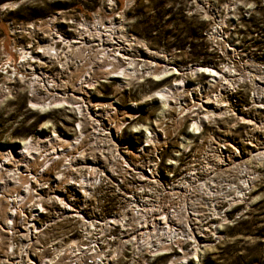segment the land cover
Returning <instances> with one entry per match:
<instances>
[{
    "label": "rangeland",
    "instance_id": "rangeland-1",
    "mask_svg": "<svg viewBox=\"0 0 264 264\" xmlns=\"http://www.w3.org/2000/svg\"><path fill=\"white\" fill-rule=\"evenodd\" d=\"M215 14H217V18L221 19L229 46L230 44L234 47L236 45L238 50L250 58L253 57L258 62L257 64L264 66V0H0V153L15 152L20 143L28 141L31 137L36 143L42 144L45 140L40 139L39 133H43L44 138L53 132L61 134L63 131H71L72 133V128L76 123L73 117L74 110L66 107L63 103L61 108L47 109L34 107L30 103L28 83L21 78V75L27 78L28 74L24 73L18 64L20 54L17 47L19 43L27 44L34 40L36 48L38 42H46L50 36H53L56 24L67 33L66 28H76V23L72 24V21L79 22L84 18L94 22L98 19L104 24L112 18L121 23L125 32L136 41H143L142 47L136 41L133 43L134 48L129 52L132 57L139 56L142 49L148 48L154 52L160 51L165 54L169 59L167 62L170 66L218 64L225 59V55L219 57L215 47L217 43L213 41L212 36L207 39L205 35L206 30L215 27L213 19ZM28 23L42 25L41 28L45 30L41 29L40 32L45 36L39 37L33 32L28 33L25 29V25ZM19 26L22 29L18 28ZM69 34L72 35V32ZM170 79L161 82L148 79L145 82H140L137 78L132 81L131 86L127 85L128 87L123 86L118 79H114L108 83L98 84L94 91L100 96V100L107 101L111 97L126 107L128 104L146 102L147 97L156 88L169 82ZM159 108L160 105L157 103H150L146 105V108H142L139 116L133 117L125 114L122 109L121 116H118L117 120L125 124V128L119 137V146L120 149L127 151V157L130 160L138 164L142 162L155 163V152L156 150L160 151V175L167 186H172V183L177 184V180H181L183 175H188L186 167L191 162H194L192 164L197 168L206 165L212 166V163H206L208 162L206 158L204 160L201 158L202 161H198L196 155L206 149L205 152H209L210 162H213L216 160L214 148L224 142L228 144L229 149L233 148L234 143L240 142L241 149L245 154L242 156V161H246L248 168L254 171L252 184L250 182L249 186H245V195L240 197L237 193L239 189L234 191L231 188L242 181L244 172L240 175L235 171L236 178L227 177L231 182L234 180L236 182V185L228 187L222 178L215 174H209V176L202 174L197 180L195 178L188 179L199 195L193 192L186 197L187 200L192 203L194 200L202 201L207 214L203 215L204 217L200 221H196L197 215L188 217L190 225L193 218L195 224L197 222L195 228L198 229L195 230H197L196 234L199 236L203 250L200 251L197 258L191 255L187 264H264V156L261 158L251 157L256 153L257 148L247 143L249 140L246 139L245 134L246 131L249 133V125L247 123L234 124L233 118L228 119L222 122L223 128L219 132L220 135H215L216 139L206 136L209 130L207 128L206 133L201 135L205 136L203 139L198 136L191 140L186 139V133H183L182 130L177 132L172 131L171 128V136L166 141L163 140L157 149L155 143H150L145 147L149 138H146L144 134V123L147 121L152 125V119L154 116L157 117ZM142 127L143 129L140 130ZM144 147L146 153L141 158L140 153ZM15 160L17 161V158ZM23 163L24 161L21 164ZM15 164V162L7 164V168H11L10 173H12H5L3 180H0L1 186H6L4 184L9 181L13 182V178L16 176L15 172L18 170ZM57 170L55 165L51 174ZM10 177H12V181ZM50 178L51 176L47 174L38 183H42L43 186L50 183L52 186ZM144 184H148V182ZM209 186L213 190L220 188L218 190L221 193L219 194L220 200L213 196L209 197L203 192ZM65 187L64 185L59 186L55 193H60L63 189L67 193L70 188L69 186ZM230 189L233 193L230 198H227L226 193H230ZM42 191L48 192V188H42ZM185 193L187 192L181 191V195ZM11 194L14 195V192ZM177 195H172L171 192L167 197L174 199L178 198ZM116 199L113 198L112 202L114 203ZM33 200L27 205L33 207L30 205ZM171 201L173 206L177 205L175 200ZM207 201L213 204V209H211V205H206ZM178 202L182 203V201ZM163 205L166 212L168 210L175 212V207H171V204L164 201ZM27 208H25V213ZM112 209L113 207H109L108 211H112ZM54 221L56 222L57 218ZM241 221L243 223L238 225ZM47 222L53 223L52 216L50 217L49 214L40 216V225ZM189 223L181 225L187 230L186 234L188 235ZM0 226L3 227L2 224ZM70 227L71 224L66 226L57 224L48 227L37 245L50 247L54 243L57 247L63 246L67 242L62 244V238ZM116 231L114 230V232ZM9 235L12 234L9 233ZM12 237L17 246L23 243V239H21L23 236L17 230ZM11 238L8 240L10 243ZM75 238H80V234H76ZM193 241L188 239L179 245L174 243L173 247L169 248L170 252L166 254L157 252L150 255L143 252L140 264H169L170 260L182 256L181 248L195 250ZM7 244H0V264L14 263V260L12 261L5 253ZM134 252V249L130 248L125 257L121 258L117 264H137V260H134L133 257ZM48 254L50 253L48 252ZM6 255L8 256L6 257ZM86 264L88 263L86 262Z\"/></svg>",
    "mask_w": 264,
    "mask_h": 264
},
{
    "label": "built area",
    "instance_id": "built-area-1",
    "mask_svg": "<svg viewBox=\"0 0 264 264\" xmlns=\"http://www.w3.org/2000/svg\"><path fill=\"white\" fill-rule=\"evenodd\" d=\"M94 22L87 21L84 18L80 19L79 22L72 21V24L76 23V28H66L67 33L56 24L53 36H50L46 42H38L36 48L34 47V40L27 44H18L17 51L20 54L19 68L28 74L27 78H24L23 75H21V78L28 83L31 101L46 98L49 90L54 89L59 91L58 95L60 97L69 93L68 96H71V92L74 91H66V88L72 87L71 75L80 59L75 55L74 46L70 48L66 45V40L78 39L80 35L86 34L83 32L84 30L92 31L89 26L93 25L92 23ZM41 27L42 25L34 23L25 25L28 33L33 32L37 36L43 37L45 34L40 32ZM18 28L22 29L21 26ZM214 28L206 30L205 35L207 39L212 36L213 41L218 44L215 47L219 57L225 55V59L218 64L214 63L211 65L190 64L186 67L169 65V68H167L168 73L166 75L160 74L158 79L148 75L151 71L150 68L155 66L156 62H162L161 60L153 59L151 66L143 65L141 67L139 75H144V77L139 78L140 82H145L148 79L155 82L171 79L156 88L147 97L146 102L128 104L125 107V105H121L118 100L111 97L107 101L100 100V96L94 90L100 83H108L110 80L119 79L114 75L106 77L98 75L91 78L88 72H85L87 74L85 78L87 84H85L84 89L77 90L74 86L72 87L77 91V99L75 100H81L80 95H84L85 98V102L79 101L74 106L68 102H63V105L74 110L73 117L76 123L72 128V133L71 131H63L61 134L53 132L46 137L44 142L46 144L42 150L40 149L43 157L53 155L54 161L48 162L43 167L39 166L35 172L28 170L26 167L27 160L22 165H19L21 170H25L23 172L27 174L30 184L33 185L34 193L36 194L33 198H36L30 204L33 207L27 205L33 198L30 201H22L25 205L22 206V212L17 219L13 234L16 230L20 232L23 236L21 238L23 243L17 246L16 242L13 241L14 238L10 237L11 244L16 249L13 253L14 256L8 254L10 259L14 260L13 264H28L30 261L33 263L38 262V256L33 252V249L39 253L44 248L49 249L51 257H56L58 254L65 252L69 255L67 263L70 264H86V262L88 264L99 262L108 264L109 257L111 258V264H117L121 258L125 257L126 252H129L130 248L136 251L135 238L137 236L141 237L144 232H148L146 227L141 230L138 217L133 215H136V199L147 201V209L152 213L154 212L155 218H165V215L170 213L165 211V206L163 205L164 201L170 204L169 202L173 197H167L171 193L170 187L164 183L160 175V151L156 150L155 152V163L147 164L142 162L138 164L127 157L125 149H120L119 137L124 131L125 124L117 119L118 116H121L120 112L122 109L125 112V109L129 106L134 108L137 112H132V114L125 113L133 117L135 115L139 116L142 108H146V105L150 103L155 102L160 105L156 114L157 117L154 116L152 119V125L147 121L144 123V134L146 138H149V141H146L147 143L144 145L145 147L150 143H155L157 149L163 140L166 141L171 136V128L172 131L175 130L177 132L182 130L183 133H186V139L190 140L193 137L196 138L203 135L204 132L206 133V129L209 128L206 136L216 139L215 135H220L219 132L223 128L222 122L233 118L234 124L247 123L249 125V133L246 131L245 134L246 139L249 140L247 143L257 148L255 155L251 157L254 158L260 152L264 154V66L257 64L258 62L253 57L251 59L244 52L238 50L236 45L234 47V45L230 44L233 47L231 48L222 26L219 28L220 31L217 35L214 33ZM69 32H72V35ZM63 38L66 40L63 41ZM101 59L102 55L98 54V57H95L92 63H102ZM83 60L84 57L82 58ZM202 66L219 69L221 75L216 77L209 75L206 71L201 70L200 67ZM161 72L162 70L159 71V73ZM88 81L91 84H88ZM77 83L76 86L80 85V82ZM158 91L168 94L169 107H162L165 98L161 97ZM53 97L54 95H51V98L47 99L46 103L49 104ZM79 107L82 108L79 109ZM211 109H215V114L211 113ZM123 112L122 114H124ZM85 118L90 120L88 121L89 123L93 122L88 127L85 126L83 120ZM128 118L130 119V117ZM83 127L90 131L89 138H92L94 151H84L85 148H78L76 152L70 153L74 151L73 147L66 146L64 148V146L55 143L56 137L69 135L71 137L74 136L71 140L76 145V139L81 141L86 133L82 132ZM142 129L143 127L140 130ZM97 136H99L98 142L93 139L97 138ZM201 137L203 139L205 136ZM48 138L50 139L47 140ZM50 141L53 142V145L50 144ZM145 147L140 153L141 158L146 153ZM203 150L196 155L198 161L206 158V161H208L206 163H212V166L206 165L197 168L193 165L194 162H191L186 167L188 175H183L181 180H177V183L183 181L192 183L188 179L195 178L197 180L202 174L208 175L210 169L218 167L219 164L226 165L230 162V168L234 167L238 173H240L241 168L248 166L246 161H242V156L245 154L241 149L240 142L234 143L232 149H229L228 144L225 142L214 148L216 154L213 156L216 160L213 162H210L209 152H205L207 151L206 149ZM113 151L115 152L114 154ZM40 161L43 162L42 157ZM55 165L58 170L51 174V170ZM94 165L100 166L99 171L93 169ZM149 168L154 170V177L148 174V172L150 173ZM143 171H147V173L142 175ZM47 174L51 176L49 181H51L52 186H50V183L46 186H43L40 182L38 183ZM147 174L151 175L154 180L148 178ZM90 178H92L93 184L95 183L93 186L95 191L86 192L79 188L81 181ZM146 182L148 184H144ZM61 185H64V187L69 186V191L65 193L63 189L60 193H55ZM46 187L48 192L42 191V188ZM50 194L52 195L50 196ZM158 194H161V197H158ZM11 196L15 198L16 194L14 193ZM238 196L240 197V194ZM113 198H117L114 203L112 202ZM47 200L48 202H46ZM36 202L37 204H35ZM109 207H113L112 211H108ZM25 208H27L26 213ZM126 211H129L130 214L125 217ZM46 214H49L50 217L52 216L53 223L47 222L40 225V216ZM123 216L124 218L122 219ZM55 218H57V223L54 221ZM125 218L128 220H125ZM30 223H34V228L39 230L33 237H31L27 229ZM67 223L71 224V227L62 238V244L67 242L66 244L57 247L54 243H51V248L41 244L37 245L40 237L46 233L48 227L57 224L66 226L68 225ZM132 224L138 225L137 228H133ZM162 227L168 228L166 224L162 225ZM150 228L155 230L158 225L155 227V222H152ZM160 229L157 230L159 231ZM114 230L117 231L114 232ZM76 234H80V238H75ZM36 239L39 240L37 241ZM155 239H160V242L157 241L159 243L156 246L157 248L162 247L161 242L170 243L171 246L174 244L173 240L167 242L166 240L169 241V239L164 234L156 236ZM27 244H32L30 260H28L26 255L22 256L18 253V250H22ZM122 245L124 253H120L122 249L119 250ZM9 252L11 253V247ZM97 253H101V256L93 257ZM154 253L156 252L146 254L154 255ZM135 259L137 260L136 263L140 262L138 256L134 257Z\"/></svg>",
    "mask_w": 264,
    "mask_h": 264
},
{
    "label": "bare ground",
    "instance_id": "bare-ground-1",
    "mask_svg": "<svg viewBox=\"0 0 264 264\" xmlns=\"http://www.w3.org/2000/svg\"><path fill=\"white\" fill-rule=\"evenodd\" d=\"M217 17H218L217 14H215V16L213 17L215 24H216L214 28L215 30L214 33L216 35L220 31L219 28H221V26L223 27L221 19ZM109 20L110 21L108 23L103 24L97 19V21L92 23L93 25L89 26V28L92 31L84 30L83 32L86 34H83V36L80 35L78 39L75 38V39L66 40L63 38V41L66 40V45L68 47L72 48V46H74L75 55L79 57L80 59L76 66V69L73 71L71 75L72 79L70 81H71L72 87L74 86V88L77 90L84 89L85 84H87L86 79H85L87 74L85 72H88V75L91 76V78L96 77L98 75L103 76V77L111 76V75L117 76L119 78L118 81L122 83L123 86L128 87L127 85H130L132 81H134L135 79L144 77V75H139L140 69L143 65L151 66L153 64V59L161 60L163 63L156 62L155 66H152L150 68L151 71L148 73L149 76H152L158 79L160 74L166 75L168 73L167 68H169V63L167 62V60L169 59L166 57L165 54H163L160 51L154 52L147 48L140 52L138 49L137 52L138 53L140 52L138 54L139 56L132 57L129 54V52H130V49L134 48L133 43H135L136 39L133 38L131 35H129L127 32H125V28L122 26L121 23L117 22L115 19H112V18ZM142 42L138 40L136 41V43L140 44L141 47L143 46ZM86 51L87 53L85 54ZM98 54L102 55V59H101L102 63L98 65L95 63L96 64L95 65L92 63V61L95 59V57H98ZM83 57H84V60L82 61ZM200 68L202 71H206V73L214 77L221 75V71L214 67L202 66ZM160 70H162L161 73H159ZM77 82H80V85L76 86V84H78ZM88 84H91V83L88 81ZM72 87H70L69 89L66 88V91L68 90L74 91V92H71L72 93L71 96H68L70 94L69 93V94H65L60 97L58 95L59 91L57 89H54V90H49L46 98L35 99V100H32L30 103H32L34 107H40L42 109L43 108L47 109L51 107H60L63 102H70L74 105H77V102L79 101L85 102L84 95H80V97L82 98L81 100H75L77 99L76 98L77 91L73 89ZM158 94L161 97L165 98L162 104V107L163 108H166L167 106L169 107L168 94L162 91H158ZM51 95H54V97L51 101H49L50 103L47 104L46 101L47 99L51 98ZM81 108L82 107H79V109ZM133 111L137 112L136 110H134V108L130 106L125 109V113L127 114ZM211 113L215 114V109H211ZM83 120L85 122L86 127L90 126V124L93 123V122L89 123L88 121L90 120H87L86 118ZM83 128L84 129L82 130V132H86V133L85 134L82 133L84 134V137L81 139V141H78L79 139H76L75 141L76 145L73 144L71 140L72 137L69 135H63L60 137H56L55 143L60 144L61 146H64V148L66 146L73 147L72 149L74 151H71L70 153L76 152L78 148H85L84 151L86 150L94 151V144L92 142V138L91 139L89 138L90 131L89 130L87 131L85 127ZM42 134L43 133H39L40 139L46 141V138H44ZM49 139L50 138H48L47 140ZM93 139L94 141L98 142L99 136ZM44 142L42 144H39V143H36L32 138H30L28 141L25 140L22 143H20V145L17 147V150L20 149L19 151L16 150L15 152H12L11 154L9 152L0 153V180H3V176L5 175V173L7 174L12 173V172L10 173L11 168L9 167L7 168V164L9 165L10 162H13V163L15 162L16 163L15 167L18 168V170H16L15 172L16 176L13 178L14 180L12 179V177H10L11 178L10 180L11 181L13 180L12 183H10L9 181L7 184H4L6 186L0 185V225L1 224L3 225L2 228L0 226V244L1 243L7 244V242H9L8 240H10L9 238L11 237L9 233L11 232V234H13L14 228L17 223V219L20 217V214L22 212V206L25 205L22 201L24 200L30 201L32 200L33 196L36 195L34 193L35 191L34 187L33 185L30 184V180L27 174L23 172L24 170H21V166L19 165H22L21 163L27 160L26 167L28 168V170L35 172L39 166L43 167L48 162L54 161L52 158L53 155H50L48 157L46 156L43 157L41 150L46 144ZM50 144L53 145V142L50 141ZM254 155L255 154H253L252 156ZM256 156L261 158V156H264V154L260 152ZM13 157L17 158V161L15 160V158L13 159L14 161H12ZM41 157L43 159V162L40 161ZM99 168H100L99 165H94L93 167V169L96 171H99L98 170ZM149 171L150 173L148 172V174H151L154 177L155 176L154 170L149 168ZM243 172H244V175L242 176H244V178L242 179V181H240L241 180L240 179L239 180L240 183L238 182L237 185H236L235 180L231 182L230 180L227 179V177H230V176L236 178L235 168L234 167L230 168V162L229 164H226V165L219 164L218 167L211 168L208 173L218 175L220 178H222V181L226 184V186L236 185L235 187H232L231 189L235 191V189L238 188L239 189L238 194H240V196H244L245 195L244 188L246 185L248 186L250 185V182L253 179L254 171H252L250 168H248V166H246L240 169V174H242ZM144 173H147V171H143L141 174L143 175ZM148 174H147V177L154 180V178ZM157 182L160 183L158 180ZM94 184H93L92 178L85 179L81 181V183L79 184V188H82L86 192L91 191V190L95 191V189L93 188ZM172 185L173 187L171 188L170 186V191L172 192V195L178 194L177 195L178 198H174L171 200H175L174 202L177 205L173 206V202L172 201L169 202L171 204V207L172 206L175 207V212L174 210L172 211L169 210L167 213L169 212L170 213L165 215V218H160V217L155 218L154 212L152 213L150 212V210L147 209V204H148L147 201H139L137 199L135 200V203L137 205L136 215L135 214L133 215L135 217H138L137 219L139 221L138 223L140 225L141 230L145 229L146 227L148 229V232L146 233L144 232L142 233L141 237L137 236L135 238L134 243L136 244L135 249L137 250L134 252V257L138 256L139 258H142L143 252H147V253L163 252V254L170 252L169 248L171 249L173 247L170 245V243L161 242L160 244L162 245V247H159V248L156 247L159 244L157 243V241L160 242V239H155V238L156 236L158 237L160 234H164L165 236L168 237L169 241L166 240L167 242H171V240H173V243H175L176 245H179L187 241L188 239H190V241L194 240L193 242H195L194 243L195 246L193 248L195 250H192V249L185 250L184 248L180 247L183 251L182 256L177 257L174 260H170L169 264H187L188 259L190 258L191 255L197 258L200 251L203 250L202 245H200V241L198 238L199 236L196 234L197 230H195L197 228V227L195 228L197 222L195 224V221L193 218L192 219L193 222L190 225L189 215L191 217H194L195 215H197L195 217L196 221H200L204 217L203 215L207 214L205 213V204L199 200H194L193 203L187 200L186 197L190 194H193V192H195L196 195H199L197 194L195 187L191 183H188L187 181H183V182L177 183V185L176 184H172ZM1 187H3V189H1ZM200 188L202 189V186ZM223 188H226V187L223 186ZM231 189H230V193H226L227 198H230L232 196L231 193H233V191H231ZM218 190H220V188L217 190H213L212 187L209 186L206 188V191H203V190L202 191L205 192L209 197L213 196L214 198H217V200L218 199L220 200L221 197L219 196V194L221 193ZM181 191H184L187 193L181 195ZM12 192L16 194L15 198L11 196ZM158 197H161V194H158ZM60 200H61V197H60ZM178 201H182V203H179ZM189 202L192 203V205H190ZM206 205L208 206L211 205L212 207L213 204L207 201ZM216 207H217V204H216ZM211 209H213V207ZM128 214H130V212L126 211L125 217ZM123 218L124 216L122 217V219ZM125 220H128V219L125 218ZM152 222L153 223L155 222V227H157L158 225V228H155V230H151L150 228V225L152 224ZM184 223H189V227H188L189 235L186 234L187 230H185L183 226L181 227V225ZM193 223L194 225H192ZM165 224L168 228L162 227V225H165ZM29 225L30 226L27 229L29 230L31 237H33V235L37 234L39 230L34 228L35 227L34 223H30ZM137 226L138 225L136 224H132L133 228H137ZM159 228L161 229L158 231L157 229ZM10 247H11V253L9 252ZM31 248H32V244H27L26 247L22 249L23 251L20 249L18 250L19 251L18 253L19 255H22V256L26 255L28 257V260H30L31 259L30 257L32 256ZM44 249L39 253H37L36 250L33 249V252L38 256V262L33 263L32 261H30L28 262V264H40V263L42 264H70V263H67V257H69V255H67L65 252H63L62 254H58L56 257H51V255L48 254V252L50 253V251L48 249H45V250ZM119 250H121L120 253H124L123 245L119 248ZM15 251L16 249L13 247V244L9 242V244H7V249L5 250V253L9 255L11 254L12 256H14L13 253ZM97 256H101V253H97L93 257H97ZM110 260L111 258L109 257L108 264H111ZM140 263L141 262L137 264H140ZM19 264H23V263H19ZM96 264H101V262L96 263Z\"/></svg>",
    "mask_w": 264,
    "mask_h": 264
},
{
    "label": "trees",
    "instance_id": "trees-1",
    "mask_svg": "<svg viewBox=\"0 0 264 264\" xmlns=\"http://www.w3.org/2000/svg\"><path fill=\"white\" fill-rule=\"evenodd\" d=\"M242 223H243V222L241 221V222L238 223V225H240V224H242Z\"/></svg>",
    "mask_w": 264,
    "mask_h": 264
}]
</instances>
